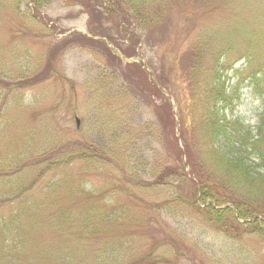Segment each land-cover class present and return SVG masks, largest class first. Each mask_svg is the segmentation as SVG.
Masks as SVG:
<instances>
[{"label": "rangeland", "instance_id": "obj_1", "mask_svg": "<svg viewBox=\"0 0 264 264\" xmlns=\"http://www.w3.org/2000/svg\"><path fill=\"white\" fill-rule=\"evenodd\" d=\"M156 1L143 28L103 0H0V264H264L263 235L229 237L164 175L181 127L205 168L226 150L201 132L215 102L257 124L264 0Z\"/></svg>", "mask_w": 264, "mask_h": 264}, {"label": "trees", "instance_id": "obj_2", "mask_svg": "<svg viewBox=\"0 0 264 264\" xmlns=\"http://www.w3.org/2000/svg\"><path fill=\"white\" fill-rule=\"evenodd\" d=\"M103 2L105 4L101 3L103 7L101 10L98 8V12L119 16L121 12L115 5H125L127 12L143 28H150L161 18V14L155 11L156 5L159 4L156 0ZM80 3H85L84 7L88 12L96 11V5L89 4L88 0H80ZM253 78L252 83L262 102L257 124L252 126L238 119H227L224 113L220 112L222 107H218L215 102L210 107L207 122L201 132L208 134L212 145H215L216 141L225 142L226 150L221 152L218 147L205 146L204 156L210 162L209 168L206 166V169L199 158L194 156L192 146L189 145L190 136L185 132V127H181L185 143L182 154L186 157V162L172 170L169 167L164 168L165 176L171 174V177H174V182L168 185L175 186L178 190L179 201L205 222L233 238L247 234L264 236V198L258 197L264 196V67L259 70L258 75L254 74ZM217 85L215 97L225 104L228 96L222 88L219 89V84ZM185 167L189 168L187 172H184ZM240 182L247 185L244 192L237 189ZM183 188L187 190L186 194H182ZM122 261L123 259L118 264H131Z\"/></svg>", "mask_w": 264, "mask_h": 264}]
</instances>
